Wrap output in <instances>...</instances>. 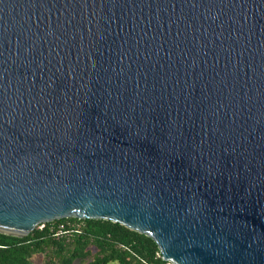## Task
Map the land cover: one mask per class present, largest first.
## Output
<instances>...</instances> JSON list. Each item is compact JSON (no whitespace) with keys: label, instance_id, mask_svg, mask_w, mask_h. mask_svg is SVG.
Returning <instances> with one entry per match:
<instances>
[{"label":"water","instance_id":"water-1","mask_svg":"<svg viewBox=\"0 0 264 264\" xmlns=\"http://www.w3.org/2000/svg\"><path fill=\"white\" fill-rule=\"evenodd\" d=\"M72 218L264 264V0H0V234Z\"/></svg>","mask_w":264,"mask_h":264},{"label":"trees","instance_id":"trees-1","mask_svg":"<svg viewBox=\"0 0 264 264\" xmlns=\"http://www.w3.org/2000/svg\"><path fill=\"white\" fill-rule=\"evenodd\" d=\"M38 255L47 264H170L152 238L109 220L65 219L24 238L0 234V264H35Z\"/></svg>","mask_w":264,"mask_h":264},{"label":"rangeland","instance_id":"rangeland-1","mask_svg":"<svg viewBox=\"0 0 264 264\" xmlns=\"http://www.w3.org/2000/svg\"><path fill=\"white\" fill-rule=\"evenodd\" d=\"M59 232L64 233L61 230ZM34 262H35V264H47L46 258L44 255H38V256L34 257ZM74 264H79V261H76ZM110 264H117V263H110Z\"/></svg>","mask_w":264,"mask_h":264},{"label":"built area","instance_id":"built-area-1","mask_svg":"<svg viewBox=\"0 0 264 264\" xmlns=\"http://www.w3.org/2000/svg\"><path fill=\"white\" fill-rule=\"evenodd\" d=\"M45 227V225H41L39 228L40 229H43ZM170 264H172V263H170Z\"/></svg>","mask_w":264,"mask_h":264}]
</instances>
